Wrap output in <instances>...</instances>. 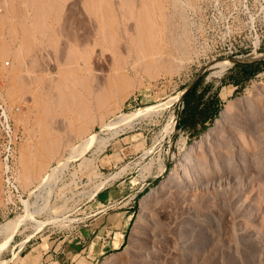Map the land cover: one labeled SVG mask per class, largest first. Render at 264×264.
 <instances>
[{
    "label": "rangeland",
    "instance_id": "rangeland-1",
    "mask_svg": "<svg viewBox=\"0 0 264 264\" xmlns=\"http://www.w3.org/2000/svg\"><path fill=\"white\" fill-rule=\"evenodd\" d=\"M236 61L264 62V0H0L22 194L0 193V264H71L127 206L125 245L95 264H264V64L230 84ZM200 76L222 107L193 137L176 123Z\"/></svg>",
    "mask_w": 264,
    "mask_h": 264
},
{
    "label": "crops",
    "instance_id": "crops-1",
    "mask_svg": "<svg viewBox=\"0 0 264 264\" xmlns=\"http://www.w3.org/2000/svg\"><path fill=\"white\" fill-rule=\"evenodd\" d=\"M197 79L198 78L193 80L186 87L183 93L187 89H189L193 82H195ZM233 82L236 81L230 80L229 83L231 84ZM239 85H241L240 82ZM219 90L220 89L214 88V86H212L211 84L205 83L204 80L201 83L197 84L195 93L196 96H199V98L194 102L197 109L195 112L197 113L193 116H191L192 113L189 110L187 111L186 106L182 101V110L179 113L178 120L181 118H185V120L187 119L188 122L184 123L185 126L182 127V129L186 130L191 136H198L203 131V128H207V126L210 125L220 113L222 100L219 95ZM215 93L218 100L214 106L216 107V111H213L212 108H210V110L207 111L204 115H200V111H202L203 108L213 100ZM111 194L112 192L109 191L108 196L105 197L108 198ZM131 208L132 206H127L126 208H124V210L118 211L115 214H109L107 217H105L104 224L99 228L97 234L93 237L90 246L86 248L85 251H80L79 253L75 254V257H77L76 260H72L70 263L95 264L104 256H108L122 249L127 241V232L133 217V211L130 210ZM107 234L109 236L108 238H105V235Z\"/></svg>",
    "mask_w": 264,
    "mask_h": 264
},
{
    "label": "built area",
    "instance_id": "built-area-1",
    "mask_svg": "<svg viewBox=\"0 0 264 264\" xmlns=\"http://www.w3.org/2000/svg\"><path fill=\"white\" fill-rule=\"evenodd\" d=\"M8 65L5 63V66ZM182 109V105H181ZM18 108H9L0 86V193L5 204H21L22 194L17 183L16 155L21 140L12 120Z\"/></svg>",
    "mask_w": 264,
    "mask_h": 264
},
{
    "label": "trees",
    "instance_id": "trees-1",
    "mask_svg": "<svg viewBox=\"0 0 264 264\" xmlns=\"http://www.w3.org/2000/svg\"><path fill=\"white\" fill-rule=\"evenodd\" d=\"M264 64V62L261 63H235L234 67H235V75L234 77L231 78V81H239V82H244L246 80H249L251 77H253L256 73H258L260 71V66ZM203 81V78L200 76L198 77V79L193 82V84L191 85V87L189 89H187L181 99L183 101V104L186 106L187 111L189 110L192 114L191 116L195 115L197 112H195L196 106H195V101L198 100L199 96H196L195 93V89L197 84L201 83ZM217 98H216V93L214 95V98L211 102H209V104L207 106H205L203 108L202 111H200V115H204L207 111L210 110V108H212L213 111H216V107L215 104L217 103ZM188 122L187 119L185 120V118H181L177 121L176 123V128L177 129H182V127L185 126L184 123ZM205 128H203L204 130ZM195 137V136H193Z\"/></svg>",
    "mask_w": 264,
    "mask_h": 264
},
{
    "label": "bare ground",
    "instance_id": "bare-ground-1",
    "mask_svg": "<svg viewBox=\"0 0 264 264\" xmlns=\"http://www.w3.org/2000/svg\"><path fill=\"white\" fill-rule=\"evenodd\" d=\"M105 1H106V0H105ZM82 2H83V1H82ZM95 2H96V1H95ZM97 2H98V1H97ZM111 2H112V1H111ZM120 2H121V1H120ZM120 2H119V4H120ZM125 2H126V1H125ZM131 2H132V1H131ZM142 2H143V1H142ZM101 3H102V2H101ZM108 3H109V2H108ZM143 3H144V2H143ZM148 3H149V1H148ZM172 3H173V2H172ZM88 4H89V3H88ZM113 4H114V3H113ZM113 4H112L111 6H113ZM127 4H128V3H127ZM131 4H132V3H131ZM140 4H141V3H140ZM102 5H103V4H102ZM138 5H139V3H138ZM144 5H145V3H144ZM47 6H48V5H47ZM84 6H85V5H84ZM116 6H117V4H116ZM126 6H127V5H126ZM141 6H142V5H141ZM158 6H160V5H158ZM90 8H91V7H90ZM105 8H106V7H105ZM120 8H122V7H120ZM120 8H119V9H120ZM140 8H141V7H140ZM149 8H150V7H149ZM101 9H102V8H101ZM123 9H124V7H123ZM138 9H139V8H138ZM138 9H137V11L141 10V9H139V10H138ZM142 9H143V8H142ZM144 9H145V8H144ZM157 9H158V8H157ZM159 9H160V8H159ZM102 10H103V9H102ZM110 10H111V9H110ZM164 10H165V9H164ZM88 11H89V10H88ZM103 11H104V10H103ZM105 11H106V10H105ZM105 11H104V15H105ZM108 11H109V10H108ZM119 11H120V10H119ZM142 11H143V10H142ZM146 11H147V9H146ZM85 12H86V11H85ZM85 12H84V13H85ZM96 12H97V11H96ZM99 12H100V11H99ZM113 12H115V11H113ZM113 12H112V13H113ZM123 12H124V11H123ZM123 12H122V13H123ZM130 12H131V11H130ZM106 13H107V12H106ZM122 13H121V14H122ZM158 13H159V12H158ZM163 13H164V12H163ZM94 14H95V13H94ZM155 14H156V13H155ZM110 15H111V14H110ZM110 15H109V16H110ZM126 15L129 17V14H125V16H126ZM146 15H147V14H146ZM146 15H145V16H146ZM149 15H150V14H149ZM152 15H153V14H152ZM89 16L91 17V14H90ZM98 16H99V15H98ZM141 16H143V15H141ZM168 16H169V15H168ZM107 17H108V15H107ZM121 17H122V16H121ZM149 17H150V16H149ZM159 17H160V16H159ZM157 18H158V17H157ZM161 18H162V17H161ZM103 19H105V18L103 17ZM103 19H102V20H103ZM139 19H141V18L139 17ZM164 19H166V18H164ZM171 19H172V18H171ZM125 20H126V18H125ZM125 20H124V21H125ZM112 21H113V20H112ZM112 21H111V22H112ZM142 21H143V20H142ZM144 21H145V20H144ZM175 21H176V20H175ZM104 22H105V21H103V24H104ZM114 22H115V21H114ZM117 22H118V21H117ZM137 22H139V21H137ZM145 22H147V21H145ZM145 22H143V23H145ZM148 22H149V21H148ZM176 22H177V21H176ZM165 23H166V22H165ZM95 24H96V23H95ZM107 24H108V23H107ZM111 24H112V23H111ZM137 24H138V23H137ZM146 24H147V25H146ZM146 24H140V22H139V24H138V26H137V29L140 28V27H143L144 29L146 28V30H145V34H144V32H143L144 35H146V33L149 34V32H152V31L155 32V30H157L156 27H155V25H154L153 23L150 22V25H149L148 23H146ZM160 24H161V23H160ZM173 24H174V23H173ZM104 25H105V24H104ZM135 25H136V24H135ZM139 25H140V27H139ZM142 25H143V26H142ZM163 25H164V24H163ZM96 26H97V25H96ZM100 26H101V25H100ZM105 26H106V25H105ZM114 26H115V25H114ZM129 26H130V24H129ZM159 26H160V25H159ZM167 26H168V25H167ZM167 26H166V27H167ZM110 27H111V26H110ZM110 27H109V28H110ZM126 27H127V26H126ZM97 28H98V27H97ZM105 28H108V27H105ZM113 28H114V27H113ZM127 28H128V27H127ZM131 28L133 29V27H131ZM143 28H142V29H143ZM171 28H172V27H171ZM125 29H126V28H125ZM137 29H136V30H137ZM142 29H140V30H142ZM144 29H143L142 31H144ZM147 29H148L149 31H147ZM160 29H161V28H160ZM104 30H105V29H104ZM104 30H102V29L100 28V32H99V33L101 34L100 39H103V41H105V40L107 41L108 39H106V35H108V34L105 35V31H107V29H106L105 31H104ZM126 30H127V29H126ZM151 30H152V31H151ZM175 30H176V29H175ZM117 31H118V30H117V28H116V32H115V33H117ZM134 31H135V29H134ZM159 31H160V30H159ZM94 32H95V31H94ZM111 32H112V31H111ZM118 32H119V31H118ZM122 32H123V31H122ZM132 32H133V31H132ZM160 32H161V31H160ZM106 33H109V31L106 32ZM112 33H113V32H112ZM92 34H93V33H92ZM94 34H95V33H94ZM124 34H125V33H124ZM132 34H133V33H132ZM155 34H156V33H155ZM173 34H174V33H173ZM129 35H130V34H129ZM133 35H134V34H133ZM141 35H142V33H141ZM150 35H153V36H154V33H153V34H150ZM150 35H147V36L149 37ZM111 36H112V37H115V36H114V33H113V35L111 34ZM123 36H124V35H123ZM142 36H143V35H142ZM153 36H152V37H153ZM136 37H137V36H136ZM148 37H147V38H148ZM154 37H156V36H154ZM107 38H110V37H107ZM128 38H129V37H128ZM98 39H99V38H98ZM110 39H111V38H110ZM117 39H118V38H117ZM117 39H116V40H117ZM138 39L141 40V38H138ZM149 39H151V37H150ZM118 40H119V39H118ZM118 40H117L116 42H118ZM129 40H130V38H129ZM133 40H134V39H133ZM127 41H128V39H127ZM141 41H142V40H141ZM143 41H144V40H143ZM143 41H142V42H143ZM112 42H113V41H112ZM114 42H115V41H114ZM128 42H129V41H128ZM128 42H127V43H128ZM130 42H132V41H130ZM130 42H129V44H130ZM146 42H147V41H146ZM159 42H161V41H159ZM143 43H144V42H143ZM169 43H170V42H169ZM122 44H123V43H122ZM141 44H142V43H141ZM145 44H146V43H145ZM142 45H143V44H142ZM142 45H141V46H142ZM148 45H149V44H147V46H146L147 48H148ZM158 45H159V44H158ZM161 45H162V44H161ZM164 45H165V44H164ZM120 46H121V45H120ZM174 46H175V45H174ZM131 47H132V45H131ZM139 47H140V45H139ZM146 47H145V48H146ZM155 48H157V46H156ZM126 49H127V48H126ZM126 49H125V50H126ZM136 49H137V48H136ZM158 49H159V48H158ZM107 50H108V49H107ZM147 50H148V49H147ZM150 50H151V49H150ZM150 50H149V51H150ZM170 50H171V49H170ZM151 51L153 52V50H151ZM158 51H159V50H158ZM98 53H99V52H98ZM102 53H103V52H102ZM106 53H107V52H106ZM172 53H173V52H172ZM170 54H171V53H170ZM125 55L127 56V54H125ZM161 55H162V54H161ZM173 55H174V54H173ZM148 56H149V55H148ZM150 56H151V55H150ZM152 56H153V55H152ZM162 56H163V55H162ZM170 56H171V55H170ZM175 56H176V55H175ZM95 57H96V56H95ZM95 57H94V58H95ZM107 57H108V56H107ZM107 57H105V58L108 59ZM136 58H137V57H136ZM145 58H146V57H145ZM176 58H177V57H176ZM122 59H123V58H122ZM148 59H149V58H148ZM165 59L167 60V58H165ZM99 60H100V59H99ZM99 60L97 59V63H96L97 65H98V63H100ZM109 60H110V59H109ZM132 60H133V59H132ZM138 60H139V59H138ZM151 60H152V59H150V61H151ZM111 61H112V60H111ZM124 61H125V60H124ZM124 61H123V62H124ZM169 61H170V60H169ZM136 62H137V61H136ZM101 63H104V62H101ZM115 63H116V62H115ZM130 63H131V62H130ZM139 63H140V62H139ZM153 63H154V61H153ZM125 64H126V63H125ZM99 65H100V64H99ZM102 65H103V64H102ZM102 65H101V66H102ZM111 65H112V64H111ZM155 65H156V64H155ZM103 66H104V65H103ZM123 66L125 67V65H123ZM130 66H131V65H130ZM119 69H120V68H119ZM96 70H97V69H96ZM69 71H70V70H69ZM74 71H75V70H74ZM74 71H73V72H74ZM97 71H98V70H97ZM120 71H121V70H120ZM122 71H123V70H122ZM76 72H77V71H76ZM97 73H99V72H97ZM100 73H101V72H100ZM67 74H68V72H67ZM83 74H84V73H83ZM83 74H82V76H83ZM64 78H65V77H64ZM64 78H63V79H64ZM106 78H107V77H106ZM102 82H103V81H102ZM109 82H111V81H109ZM61 83H62V82H61ZM73 85H74V84H73ZM101 85H102V84H101ZM110 85H111V84H110ZM62 86H63V85H62ZM102 86H103V85H102ZM113 86H115V85H113ZM98 89H99V88H98ZM71 90H72V89H71ZM113 90H115V89H113ZM104 91L107 92V90H104ZM4 97H5V95H4ZM5 100H6V98H5ZM88 102H89V101H88ZM44 103H45V102H44ZM89 104H90V103H89ZM8 105H9V104H8ZM160 106H161V105H160ZM9 108H11V107L9 106ZM156 108H157V107H156ZM159 108H161V107H159ZM159 108H157L156 110H158ZM11 109H12V108H11ZM148 110H149V109H148ZM154 110H155V109H154ZM156 110H155V111H156ZM160 111H161V110H160ZM151 113H152V112H151ZM149 114H150V112L148 113V115H149ZM153 114H154V112H153ZM132 115H133V114H131V116H132ZM154 115H155V114H154ZM120 116H121V115H120ZM127 116H128V115H127ZM129 116H130V115H129ZM133 116H135V114H134ZM133 116H132L131 118H133ZM135 117H136V116H135ZM119 118H121V117H117L115 120L117 121ZM128 118H129V117H128ZM124 119H126V118L124 117ZM12 120H13V119H12ZM119 120H120V119H119ZM102 122H103V121H102ZM102 122H101V123H102ZM110 122H111V121H110ZM114 122H115V121H114ZM117 122H118V121H117ZM121 122H122V120H121ZM40 123H41V122H40ZM42 123H43V122H42ZM114 124H116V123H114ZM109 125H110V123H109ZM104 126H105V125H104ZM110 126H111V125H110ZM95 137H96V135L91 136L89 139L84 140L83 143L81 142V144L85 146V145L87 144V142H89V140H92V139H94Z\"/></svg>",
    "mask_w": 264,
    "mask_h": 264
},
{
    "label": "water",
    "instance_id": "water-1",
    "mask_svg": "<svg viewBox=\"0 0 264 264\" xmlns=\"http://www.w3.org/2000/svg\"><path fill=\"white\" fill-rule=\"evenodd\" d=\"M233 63H237V61L236 62H233Z\"/></svg>",
    "mask_w": 264,
    "mask_h": 264
}]
</instances>
